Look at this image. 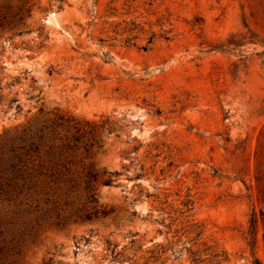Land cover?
I'll return each instance as SVG.
<instances>
[{"label": "rangeland", "instance_id": "1", "mask_svg": "<svg viewBox=\"0 0 264 264\" xmlns=\"http://www.w3.org/2000/svg\"><path fill=\"white\" fill-rule=\"evenodd\" d=\"M56 115L78 148L10 172ZM0 228L22 264H264V0H0Z\"/></svg>", "mask_w": 264, "mask_h": 264}, {"label": "trees", "instance_id": "2", "mask_svg": "<svg viewBox=\"0 0 264 264\" xmlns=\"http://www.w3.org/2000/svg\"><path fill=\"white\" fill-rule=\"evenodd\" d=\"M230 42H223L218 47L220 49H228ZM18 107V105H16ZM107 124V120H103L97 125L96 128L104 129ZM75 131L72 134H68L70 130ZM81 127L77 121L65 118L63 115H56L52 119H42L28 124L22 127L8 142L9 156L5 159V166H7L10 172L14 174H22L24 166L27 164L29 159L38 156L42 146L45 148V152L49 157L60 156L66 151V148H78L79 143L82 142ZM85 151H91L93 148L102 149V144L99 139L95 136L91 137L86 143H84ZM118 172H109L106 169L101 171L102 182L104 184H111L113 182V175ZM100 173L93 169L87 171V187L91 189V182L98 178ZM13 179L15 176L12 177ZM90 201L96 200V194L91 193L88 196ZM3 229L0 228V264H22L19 259L15 256H6V252L9 247L6 243L5 238L2 237ZM165 248L162 243H157L152 249H149V259L145 261L148 263L160 262L161 255L164 253ZM15 253H18L16 251ZM214 260L209 264H220V259L217 253L212 254ZM194 264H200V257L192 258ZM163 263V260H162ZM48 264V263H45ZM255 264H259V261L255 259Z\"/></svg>", "mask_w": 264, "mask_h": 264}]
</instances>
